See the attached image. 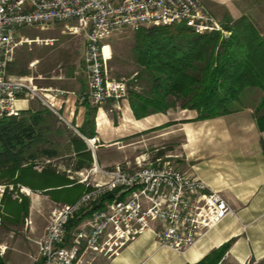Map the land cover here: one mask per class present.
I'll return each instance as SVG.
<instances>
[{
  "label": "built area",
  "instance_id": "obj_1",
  "mask_svg": "<svg viewBox=\"0 0 264 264\" xmlns=\"http://www.w3.org/2000/svg\"><path fill=\"white\" fill-rule=\"evenodd\" d=\"M57 24H72V30L84 32L87 87L77 94L58 87H37L32 77L7 74L15 50L30 43L18 30L47 32ZM174 24H183L197 35H229L201 0H0V121L18 117L20 101L38 100L66 123L60 111L70 95L79 106L88 103L102 108L111 104L121 110L127 103L128 87L107 73L111 55L107 42L126 30L137 32ZM83 140L94 154L98 139ZM167 159L157 157L145 165L144 160H137L134 169L124 166L106 169L95 161L88 170L65 171L87 190L74 203L50 211L44 235L35 242L34 261L92 264L100 256L107 259L116 256L145 235L154 238L160 248L182 254L234 215L220 192L182 172ZM34 169L41 171L38 166ZM22 189L20 193L30 197ZM7 190L11 194L14 188L0 187V206ZM114 192L116 196L111 202L91 211L102 197ZM12 198L21 202L16 194ZM86 214L89 215L84 217ZM76 219L81 220L69 231V223ZM24 225L31 227L32 221L26 218ZM4 253L2 249L1 254Z\"/></svg>",
  "mask_w": 264,
  "mask_h": 264
},
{
  "label": "trees",
  "instance_id": "obj_2",
  "mask_svg": "<svg viewBox=\"0 0 264 264\" xmlns=\"http://www.w3.org/2000/svg\"><path fill=\"white\" fill-rule=\"evenodd\" d=\"M224 27L229 33L227 37H221L220 33L197 35L183 24L153 26L134 32L133 52L139 67L134 80L146 81L148 85L142 92L128 90L127 103L135 120L165 115L177 108L196 111L193 121L234 114L244 108V92L257 89L263 97L254 108V118L258 130L264 132V114H261L264 38L245 16ZM83 107L85 115L79 132L92 138L96 136L94 119L98 108L88 103ZM50 115L47 110H27L21 117L0 121V181L21 184L32 192H45L54 202L72 204L87 190L83 185H75L65 172L59 174L50 164L41 173L32 169L39 157L47 160L58 157L56 149L42 147L52 129L48 125ZM69 146L74 162L66 166L67 170L74 173L92 167V154L83 140L72 136ZM159 155L162 157L163 153ZM115 196L116 192L105 195L91 211L102 209ZM29 205L26 197L20 203L8 196L2 199L3 212L9 219L26 217ZM80 220L70 222L68 230ZM230 244L213 250L196 264H220ZM0 264H4L1 258Z\"/></svg>",
  "mask_w": 264,
  "mask_h": 264
},
{
  "label": "crops",
  "instance_id": "obj_3",
  "mask_svg": "<svg viewBox=\"0 0 264 264\" xmlns=\"http://www.w3.org/2000/svg\"><path fill=\"white\" fill-rule=\"evenodd\" d=\"M201 1L219 21L233 24L243 16L247 17L264 38V0ZM86 87L79 92L85 91ZM262 97L260 90L248 89L243 94L244 108L239 112L204 121H193L197 117L194 111H180L178 116L169 113L149 116L145 119L152 120L144 127L138 124L144 119L135 120L128 103L123 104L122 118L116 127L106 117L104 131L96 129L95 137L102 143H121L131 135L156 130L170 122L187 121L180 124L184 139L182 155L187 156L188 166L184 173L200 179L211 190L220 192L234 215L226 218L194 248L182 254L160 248L154 238L145 235L116 256L110 259L100 256L92 264H196L227 243L231 244L224 261L230 259L236 264L264 262V132L258 130L254 118V108ZM28 104L29 101L18 103L21 111L27 110ZM126 109L129 110L128 119H132L134 124H124ZM61 111L67 116L75 113L77 121L80 119L83 124L85 108L76 103L74 96L66 98ZM100 111L102 109H98V114ZM261 114H264V108ZM168 153L164 152L163 156ZM192 159H200V162L193 163ZM95 161L102 168L111 169L119 164L120 157H106L99 161L96 156ZM33 202L37 203L35 212L38 216L30 227V233L35 244L44 235L48 224L44 214L49 207H40L36 199ZM51 203L56 202L51 200Z\"/></svg>",
  "mask_w": 264,
  "mask_h": 264
},
{
  "label": "rangeland",
  "instance_id": "obj_4",
  "mask_svg": "<svg viewBox=\"0 0 264 264\" xmlns=\"http://www.w3.org/2000/svg\"><path fill=\"white\" fill-rule=\"evenodd\" d=\"M221 23H223L224 26L226 25L223 21H221ZM72 27V24H57L47 32H40L36 29H19V35L28 38L30 43L15 50L7 74L16 78L32 77L34 78V83L37 87H58L70 93H79V90L87 85V76L83 62L85 36L84 32H76L71 29ZM133 36L134 32L126 30L114 35L107 42L111 48V55L107 62V73L111 78L123 81L127 85L128 90L142 92L148 85L146 81L134 80L139 72V67L135 62L133 52ZM31 40H35V42H31ZM22 73H26L27 75L21 76L20 74ZM122 108L123 107L121 106V110L114 109L111 104H106L102 108H98L102 109L104 113L100 111L98 114L97 109L94 119L95 132L96 129L100 132L104 131L107 118L111 120L116 127L119 119L122 118ZM27 110L33 112L47 110L50 112L38 100H30L27 105ZM180 111L181 110L177 108L170 110L168 113L171 114V116H178ZM22 112L23 111L20 112L18 117H21ZM50 114L48 125L52 127V129L50 133L46 135V144H43L42 147L57 150L58 157L49 160L50 166L57 170L59 174H62L67 171L68 168L66 166L74 162L72 161L73 155L71 154L69 146L70 137L78 136L81 140H83V138H90L83 136L79 132V129L83 124L80 122V119L77 121L75 113V116L69 114L67 116L64 112L60 111V114L66 120V123L57 115H54L51 112ZM128 114L129 110L126 109L123 118L124 124H134L132 119H128ZM150 120L152 119H144L138 124L145 127L149 124ZM170 124V126H165L162 129L131 135L120 141L121 143H102L97 138L98 143L96 144L94 152L95 158L97 156V159L101 161L106 157L108 159H117L120 157L119 164L116 166H124L134 169L137 168V160H144L145 162L142 163L145 165L149 162H153L157 157H160L159 154L169 152L166 156L162 157H169L167 160L174 163L182 172H186L185 170L188 168L186 164L187 156L182 155V144L184 140L180 130L182 125H180L181 123L174 122H170ZM83 142L85 143L84 140ZM87 148L93 156V153L88 146ZM47 161V159L39 157L33 163L32 169L37 173H41L45 167L49 166ZM94 162L93 159V163ZM191 162H200V159H192ZM34 166L40 167L41 171H36ZM73 182L75 185L78 182L77 179H75V176ZM2 186H12L14 188L11 194H9L8 192L10 191L7 190L4 196H8L13 201H16V199L12 198L15 194L21 199L26 197L29 199L30 205L26 217L14 220L6 217L3 212L1 201L0 258L4 264H36L34 263V260L37 257V255L35 256L37 253V246L33 243L34 240L30 233V227L27 228L24 225L26 218L33 221L32 224L37 220L38 215L35 212L37 203L33 202V199H36L40 207L45 205L49 207L44 214L47 218L53 208L70 203L56 202L55 204H52L50 196L45 192H32L30 197H27L20 193V190L23 187L21 184L0 181V187ZM32 202L33 208L30 210ZM2 249H5L3 255L1 254ZM220 264L236 263L230 259H226L225 261L223 259ZM248 264L253 263L250 262Z\"/></svg>",
  "mask_w": 264,
  "mask_h": 264
},
{
  "label": "bare ground",
  "instance_id": "obj_5",
  "mask_svg": "<svg viewBox=\"0 0 264 264\" xmlns=\"http://www.w3.org/2000/svg\"><path fill=\"white\" fill-rule=\"evenodd\" d=\"M22 191H23L25 194H27V195H30V194H31V193L29 192V190L26 189V188L22 189Z\"/></svg>",
  "mask_w": 264,
  "mask_h": 264
},
{
  "label": "water",
  "instance_id": "obj_6",
  "mask_svg": "<svg viewBox=\"0 0 264 264\" xmlns=\"http://www.w3.org/2000/svg\"><path fill=\"white\" fill-rule=\"evenodd\" d=\"M92 157H93V159H94V161H95V155H94V154H93V156H92Z\"/></svg>",
  "mask_w": 264,
  "mask_h": 264
}]
</instances>
